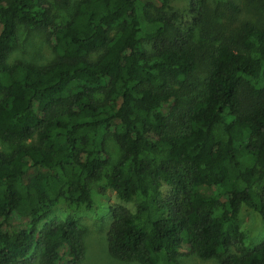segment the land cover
Segmentation results:
<instances>
[{"label": "trees", "instance_id": "16d2710c", "mask_svg": "<svg viewBox=\"0 0 264 264\" xmlns=\"http://www.w3.org/2000/svg\"><path fill=\"white\" fill-rule=\"evenodd\" d=\"M171 1L55 0L59 24L46 0H0V264L35 246L38 264H81L73 213L102 180L137 201L110 208L112 259L264 264L239 225L242 205L264 220V10L230 4L204 43ZM22 27L48 34L45 63L10 61ZM108 140L122 151L110 171ZM63 204L72 213L42 228Z\"/></svg>", "mask_w": 264, "mask_h": 264}, {"label": "rangeland", "instance_id": "374dc122", "mask_svg": "<svg viewBox=\"0 0 264 264\" xmlns=\"http://www.w3.org/2000/svg\"><path fill=\"white\" fill-rule=\"evenodd\" d=\"M48 1L56 16L55 22L59 24L66 23L68 13L65 10L57 8L55 0ZM254 5L264 10V0H249ZM248 3V0H246ZM246 2L240 0H207L199 11V15L189 10V0H172L171 7L173 12L180 16L181 22L186 27L196 26V38L204 43L217 37L224 32V27L231 22L234 9L230 4L236 7L241 6L244 9L243 16L252 15V7H247ZM244 4V7L242 6ZM254 18V17H253ZM48 34L41 30L33 28H20L18 41L10 61H28L35 64H43L50 58L48 49ZM202 74V70L198 71ZM108 151L110 157V165L108 171L112 169V165L120 159L122 151L113 141L108 140ZM9 147L0 140V151H7ZM92 198L94 206L92 208H83L73 213L79 221L82 230L83 244L85 248V257L81 264H138V263H122L112 259L108 253V235L111 225L114 221L110 208L112 206H120L131 212L135 211L136 200L131 202L121 201L116 193L107 186V181L102 180L92 186ZM68 205L63 204L58 207L52 216L43 223L42 228L56 221H61L71 214ZM216 213L221 215L222 210L217 209ZM239 225L246 235L245 246L253 249L264 242V220L262 216L249 208L242 205L239 212ZM234 251V249H233ZM41 250L35 246V250L28 258L20 264H38L40 261ZM181 264H221L217 260H202L193 254H186L181 258Z\"/></svg>", "mask_w": 264, "mask_h": 264}]
</instances>
